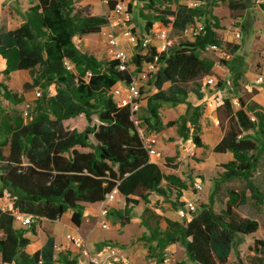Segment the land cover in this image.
I'll return each instance as SVG.
<instances>
[{
  "label": "trees",
  "instance_id": "trees-1",
  "mask_svg": "<svg viewBox=\"0 0 264 264\" xmlns=\"http://www.w3.org/2000/svg\"><path fill=\"white\" fill-rule=\"evenodd\" d=\"M123 1L130 10L131 0ZM139 1L153 3V0ZM193 1L201 3L204 0ZM78 2L37 0L15 29L0 32L3 76L8 78L15 71L37 69L32 85L42 89L26 124L0 125V198L7 195L12 199L13 209L31 215L34 220L54 222L73 210L70 221L75 227L81 224L80 204H100L114 187L126 203L136 205V201L126 198L134 196L147 205L148 194L145 193L164 196L168 188H179L180 184L176 177L162 174L156 164L149 162L147 150L152 143L145 146L130 120L129 108L117 106L109 95L116 83L127 84L132 75L119 71L117 60H99L75 44L76 39L98 34L105 25L104 17L83 12L77 8ZM228 4L231 10H246L245 0H229ZM260 8L264 11V5ZM196 20H202L201 30L192 41L169 47L158 55L157 70L147 82L156 92L147 97L146 115L139 125L157 132L163 126L158 115L161 104L185 105L184 113L165 126H174L175 135L191 140L193 146L200 148L203 145L199 120L203 104L187 100L190 93L187 86L197 89L215 67L214 62L200 58L199 52H205L210 46H221L216 33L218 22L208 19L199 7L188 8L175 3L174 8H164L151 21L146 20L145 30L158 23L182 31ZM238 49V45L229 46L223 62ZM155 55L156 48L149 46L144 55H134L131 62L138 70ZM65 61L73 66L72 71L65 68ZM87 71L91 76L86 80ZM166 84L169 87L164 90ZM24 86L29 87V84ZM49 87L53 88V94H48ZM253 94L252 89L247 96ZM195 96L200 100L202 94L196 92ZM0 98L15 104L19 102L2 83ZM237 101V108L230 98L223 99L215 108L223 137L212 151L231 153L232 159L222 165L220 180L243 182L250 199L259 206L264 203V193L253 185L252 179L264 152V108L250 107L248 110L244 98ZM250 114L254 121H250ZM79 115L87 122L81 132L64 129V121ZM92 117H96V125H91ZM250 131L262 138L261 148L247 136ZM168 140L176 142L173 138ZM164 161L169 165L172 158ZM162 181L166 182L165 189L160 187ZM217 189L218 184L208 202L196 204L195 211L186 217L184 224L162 216L142 217L141 222L156 247L163 250L181 240L193 264H228L231 251L237 263L242 264L236 248L242 237L258 230V223L236 212L244 205L243 191L229 190L224 209L214 212L213 198ZM147 212L144 208L142 216ZM130 213L129 209L122 214L116 212L121 226L128 224ZM30 233L35 235L34 225ZM30 243L22 228L14 227L12 214L0 210L1 264L75 263L67 253H55L54 239L48 235L42 247L28 255L24 250ZM251 251L246 264H264V240H254Z\"/></svg>",
  "mask_w": 264,
  "mask_h": 264
},
{
  "label": "rangeland",
  "instance_id": "rangeland-1",
  "mask_svg": "<svg viewBox=\"0 0 264 264\" xmlns=\"http://www.w3.org/2000/svg\"><path fill=\"white\" fill-rule=\"evenodd\" d=\"M184 2V0H153L152 4H145L139 0H131V25L135 34L141 38L144 35L150 38V45H159L160 41L156 36L160 30L164 29L167 31V41L170 42L169 47L171 48L177 47L184 42L192 41L191 32H193L196 26L201 25L202 20H196L182 31L174 30L170 26L162 27L158 23H154L150 30H145L146 20L151 21L164 8H174L175 3L184 4ZM228 2L229 0H204L199 6L208 19L217 20L219 27L216 33L221 42L218 51L207 49L205 52H199L200 58L214 62L215 68L211 71L210 76L217 79L216 85L208 88L200 83L197 89H194V86H187L190 92L188 99L196 97V92L206 95L211 99L209 105H206L210 112L208 116L203 117L205 121H217L215 108L225 98H237L238 85L243 84L245 86L246 83L244 81L252 80L254 74L260 73L261 62L264 61V11L260 8L261 5H264V0H262L260 5L256 3V0H245L246 10L244 12L229 9ZM36 3L37 0H0V32L15 29L25 19L29 8ZM78 3L77 8L87 14L104 17L107 13V9L101 0H79ZM235 31L241 32V39L238 42L233 39ZM115 35L120 41V46L127 54L128 69L138 78L140 69L137 70L131 62V58L138 51L136 48L128 45L118 31ZM74 42L77 46L82 47L99 60H111L107 54L106 40L100 33L76 39ZM227 45H239L240 49L234 55H231L228 61L223 62L229 50V46ZM3 69L4 61L0 59V83L4 84L15 95V100L17 99L19 102L15 104L0 98V125L3 127L7 125L17 127L26 124L30 119L31 110L40 98L36 97L35 93L39 92L40 95L42 94L41 88L32 85V79L37 76L38 71L37 69L34 71H15L8 78H5L2 74ZM139 80L142 106L137 116L138 122H141V119L146 115L145 101L156 90L148 85L147 79L139 77ZM25 84H29V87H25ZM168 87L169 85L166 84L164 90H167ZM48 94H53L52 87H49ZM27 107L29 108L28 117H24L23 114ZM178 108L177 106L171 107L168 104H161L158 115L163 126L157 132H153L149 131L144 125H140L139 128L142 135L152 143L153 148L154 146L159 148L160 153L158 152V156H160L161 160L157 162L163 167L162 169L167 174H172L183 182V191L197 197L195 205L207 203L216 184H218V189L213 198V210L216 213L224 209L229 190L244 192V205L237 208L236 212L240 217L251 219L258 223V230L252 235L242 237L241 243L236 248L242 264H246L247 257L252 255L251 248L254 240H264V203L259 206L255 205L250 199V193L246 190L243 182L238 180L222 182L220 180L221 173L223 172L222 165L225 164V161L220 160L223 156H215V158L209 159L206 158L207 153L204 152L205 154L196 157V154L191 153L190 150L194 147L192 142L175 135L174 126H165L168 121L178 118L180 115ZM248 110H250L249 107ZM97 123L96 117H92L91 125H96ZM86 126L87 122L82 115L63 122V127L66 130H77L80 132ZM247 136L254 140L257 146L261 148L262 138L259 135L250 131L247 133ZM168 138H173L176 142H171ZM7 151L8 147L6 146L3 149L5 155ZM165 158H172V162L169 165H165ZM165 166L167 170H165ZM195 181L199 182L202 186L200 191L193 189ZM252 183L261 193H264V152L260 155L259 165ZM175 194L177 193L170 191L169 195L162 198L154 193H148L147 205L140 199H133L137 202L136 205L128 204L120 198L112 201L107 206L109 213L106 218L108 223L106 229H100L94 223L96 211L100 208V204L92 206V208L81 206L79 209L85 213L81 217V229L77 233L84 235L91 228L87 235L90 255L93 258L101 252L100 257H96L99 261L103 259L102 253L105 249H114L117 255H119L116 257V260L118 261L123 258L128 261V264H193L189 260L181 240L173 245H167L163 250H160L156 247V242L151 240L149 231H147L141 222L142 217L162 216L170 221L184 224L187 219H181L175 212V210L177 211L180 208L179 205L181 204V202L175 201ZM186 198L189 200L188 196ZM172 204H175L176 207H172ZM144 208H147L148 211L146 216H142ZM128 209L131 210L130 220L128 224L121 226V220L115 215L116 211L122 213ZM70 212H73V210H68L66 214ZM63 215L60 221L55 222L45 219H32L28 228H22L24 235L31 241L24 252L30 255L36 251L41 246L40 243L44 241L45 235L53 237L55 239L54 245L58 247L62 242L61 238L65 234L74 233L75 231L73 230H76V227L71 221L68 223L69 219L65 220V216L63 217ZM32 225H34L37 235L30 233ZM106 236H108L107 239ZM165 260L167 263H164ZM228 264H238L234 251H231L229 254Z\"/></svg>",
  "mask_w": 264,
  "mask_h": 264
},
{
  "label": "built area",
  "instance_id": "built-area-1",
  "mask_svg": "<svg viewBox=\"0 0 264 264\" xmlns=\"http://www.w3.org/2000/svg\"><path fill=\"white\" fill-rule=\"evenodd\" d=\"M184 5L188 8H195L200 6V2L193 0H184ZM102 4L107 9V13L104 15L105 25L100 29V35L106 40L107 54L111 60L118 61V70L128 72V57L124 49L120 46V41L115 35L118 31L121 37L127 42L128 45L136 48L138 55L142 56L146 52L150 45V38L147 36L139 37L135 34L133 26L131 25L132 15L127 6V3L123 0H101ZM262 0H256V3L261 4ZM201 30V25L196 26L193 32H191V39ZM157 39L160 41V50L156 48V55L153 56L152 61L149 63H144L137 77H131V81L127 84L116 83L110 90L109 95L119 107H128L130 112V120L133 123L138 136L141 138L145 146H149L151 142L144 138L142 132L139 128L138 122V112L141 109V93H140V80L150 79L155 73L158 67V55L165 51L167 47L170 46V42L167 41V31L160 30L157 34ZM233 39L239 41L241 39V32L235 31L233 33ZM208 49L213 51H218L219 47L210 46ZM64 66L68 71L73 70V66L65 61ZM91 76L90 72L85 73V79L87 80ZM217 80L214 77H205L202 80L203 86L212 88L216 85ZM249 90H254L257 88L264 87V72L257 74L253 82L246 86ZM36 97L40 96L39 92L35 93ZM232 105L236 108L239 106L237 99L232 100ZM28 107L24 111V117H28ZM250 121H254V117L249 115ZM153 146V145H152ZM148 148L147 154L148 158H154L156 152L153 147ZM193 189L200 191L202 186L199 182L193 183ZM118 191L114 187L109 193L105 194L103 201L100 203V208L97 209L95 215V225L100 229H106L108 226L107 216L109 213L108 205L116 199L118 196ZM0 210L2 212H10L13 216L14 223H17L20 228H28L32 221V216L21 213L18 209L12 208V199L7 195L0 198ZM195 211V204L192 202H186L182 207H180L176 213L181 218L184 219L191 215ZM54 251L56 253H68L71 252L70 260H74V264H128V262L121 258L116 260L117 252L114 249H105L102 253L103 259L99 261L96 257H100L101 252L97 254L96 257L90 255V250L88 246L87 236L81 235L79 233H67L62 238L60 246L56 247L54 245ZM73 253V254H72ZM115 259V260H114ZM164 263H167L166 260Z\"/></svg>",
  "mask_w": 264,
  "mask_h": 264
},
{
  "label": "crops",
  "instance_id": "crops-1",
  "mask_svg": "<svg viewBox=\"0 0 264 264\" xmlns=\"http://www.w3.org/2000/svg\"><path fill=\"white\" fill-rule=\"evenodd\" d=\"M145 36V35H144ZM86 37V36H85ZM84 38V37H82ZM160 43V42H159ZM151 46H154L155 48H157L158 50H160V46H161V43L159 45L157 44H154V45H151ZM239 46V45H238ZM239 49H240V46H239ZM238 49V50H239ZM237 50V51H238ZM236 51V52H237ZM235 52V53H236ZM234 53V54H235ZM232 54V55H234ZM1 59V58H0ZM1 61H3L1 59ZM215 68V67H214ZM213 70V69H212ZM128 72L132 75V77H135L134 76V73L131 72V70H128ZM261 72H264V61L261 62ZM260 72V73H261ZM259 74V73H256L253 75V79L252 80H246L244 81L246 83V85H250L255 76ZM212 77V76H211ZM215 78V77H214ZM216 79V78H215ZM217 80V79H216ZM246 85L244 86L243 84H239L238 85V96L237 98L235 99H239V98H244V101H245V108L248 109V107H254V108H264V87H261V88H257V89H254L255 91V94L251 95L250 97L247 96V94L249 93V89L246 87ZM154 94V93H153ZM190 103L192 104H196L198 102H200L201 104H203V114L201 116V119L199 120V126H200V134H199V137H200V140L202 142V147L198 148V147H193V149H190L191 150V153H194L196 154V157H200V155H203L205 154L204 152L207 153V157L206 158H209V159H212V158H215V156H223L222 161H225V163H227L228 161H230L232 159V155L231 153L229 152H225V153H214L212 150L213 148L215 147V145L221 140V138L223 137V132L221 130V127L220 125L218 124V121H205L203 117H206L208 116L210 110L209 108L206 107V105L208 106L209 105V101L211 100L210 98H208V96L206 95H202L201 99H197V97H193V98H189L187 99ZM230 100H234V99H231ZM146 102V101H145ZM177 107H179L178 111L180 112V115L184 113V110H185V105H178ZM249 112V111H248ZM216 113V112H215ZM63 124V123H62ZM65 129V128H64ZM77 131V130H76ZM79 132V131H78ZM81 132V131H80ZM191 141V140H190ZM175 143V142H174ZM154 150L156 152V156L154 158H149V162L150 163H154L156 164L158 167H159V170L162 174L164 175H172V174H167V172H165L162 168V166L160 165V163H158L157 161H160L161 159L159 158L160 156H158V152L160 153V150L157 146H154ZM163 159V157H162ZM165 160V159H164ZM165 163V161H164ZM191 165V164H190ZM259 165V164H258ZM165 170H167L166 166H165ZM173 176V175H172ZM175 177V176H174ZM177 178V177H176ZM180 182L179 184V188H168V190H166V194L164 196H160L162 198L166 197L167 195H169L170 191H173V192H176L177 194H175V201H179L181 202L182 206L186 203V202H192V203H196L197 201V197H194V196H191L192 194H190L189 192H185L183 191L184 189V186H183V182H181V180L179 178H177ZM165 186H166V182L165 181H162L161 184H160V187L165 189ZM179 192V193H178ZM181 192V194H180ZM149 193H153V192H149ZM183 193V194H182ZM145 194H148V193H145ZM156 194V193H154ZM157 195V194H156ZM176 195H177V198H176ZM179 195V196H178ZM188 196L189 200L186 198V196ZM159 196V195H158ZM123 199L124 200V197L121 195V194H118V196L116 197V199ZM127 199H138L137 197H134V196H128L126 197ZM115 199V200H116ZM183 201V202H182ZM226 201V200H225ZM130 204V203H128ZM205 204V203H203ZM81 206H85V207H90L92 208V206H95L97 204H87V203H82L80 204ZM132 205V204H131ZM175 204H172V207H176V206H173ZM179 205V207H182ZM196 206V205H195ZM177 207V208H179ZM118 212V211H116ZM176 212V210H175ZM85 212H82V215H84ZM122 214V213H121ZM72 215V212L70 213H65L63 215V217L65 216V220L68 218V223L70 221V217ZM62 218V216L60 217ZM56 221H60V219L56 220ZM55 222V221H54ZM82 224V223H81ZM17 223H14V227L15 228H20L19 225ZM71 229V228H70ZM81 229V225L79 227H76V230H73L75 231L74 233H77L78 230ZM91 228L88 230V232L86 234H84V236H87L90 232ZM69 232V231H68ZM35 235H37V232L35 231ZM83 235V234H81ZM26 238H28L26 235H24ZM53 238V237H52ZM88 238V237H87ZM108 238V236H106V239ZM29 239V238H28ZM62 239V238H61ZM30 240V239H29ZM46 240V235H45V239L41 244V246H39L38 249H40L42 247V245L44 244ZM31 242V241H30ZM54 242H55V239H54ZM89 242V241H88ZM37 249V250H38ZM36 250V251H37ZM35 252V251H34ZM68 258L70 259V257L72 256L71 255V252H68ZM127 261V260H126ZM128 262V261H127Z\"/></svg>",
  "mask_w": 264,
  "mask_h": 264
}]
</instances>
